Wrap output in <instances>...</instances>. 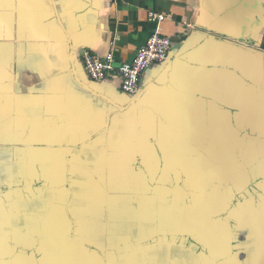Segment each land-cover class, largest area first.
Here are the masks:
<instances>
[{"label":"crops","instance_id":"crops-1","mask_svg":"<svg viewBox=\"0 0 264 264\" xmlns=\"http://www.w3.org/2000/svg\"><path fill=\"white\" fill-rule=\"evenodd\" d=\"M0 264H264V0H0Z\"/></svg>","mask_w":264,"mask_h":264},{"label":"built area","instance_id":"built-area-1","mask_svg":"<svg viewBox=\"0 0 264 264\" xmlns=\"http://www.w3.org/2000/svg\"><path fill=\"white\" fill-rule=\"evenodd\" d=\"M159 20L163 15H157ZM172 40L168 35L154 32L140 47L132 60L118 62L112 53L98 55L84 50L80 57L83 67L92 80H119L123 93L135 96L141 90V80L145 71L153 64H163L168 60Z\"/></svg>","mask_w":264,"mask_h":264}]
</instances>
